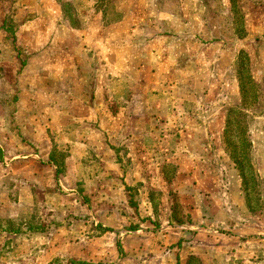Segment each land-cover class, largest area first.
Returning <instances> with one entry per match:
<instances>
[{
    "label": "rangeland",
    "instance_id": "1",
    "mask_svg": "<svg viewBox=\"0 0 264 264\" xmlns=\"http://www.w3.org/2000/svg\"><path fill=\"white\" fill-rule=\"evenodd\" d=\"M191 255L264 264V0H0V264Z\"/></svg>",
    "mask_w": 264,
    "mask_h": 264
},
{
    "label": "trees",
    "instance_id": "2",
    "mask_svg": "<svg viewBox=\"0 0 264 264\" xmlns=\"http://www.w3.org/2000/svg\"><path fill=\"white\" fill-rule=\"evenodd\" d=\"M245 56L248 57L246 52L245 51H241L242 61H243V58ZM243 63H242V67H244ZM239 79H240V89H241L242 95L244 96V94L246 93L245 92V84L243 82L242 77H239ZM244 99H245V96H244ZM239 113H241V112L237 108H230L228 110V113H227V116H226V120H225L224 139L226 140V144H227L228 148H230V156H231V158L236 163L238 169L240 170V172L242 173V176H243L244 175V171H245L244 165H245L246 160L248 158V155L246 153V147L248 146L247 145V139H246V137H243L244 135L235 136L232 133L233 126L239 127L240 129L244 128V125H243L244 120H243V118L241 117V115ZM235 138H240L241 139L240 141L238 140L240 142V146H239V143L234 144L235 140H233V139H235ZM51 160L54 163H57L56 160H54L53 158H51ZM195 261H197L198 264H202L200 258L197 257L196 255H191L189 257V259H188L186 264H195L194 263Z\"/></svg>",
    "mask_w": 264,
    "mask_h": 264
},
{
    "label": "crops",
    "instance_id": "3",
    "mask_svg": "<svg viewBox=\"0 0 264 264\" xmlns=\"http://www.w3.org/2000/svg\"><path fill=\"white\" fill-rule=\"evenodd\" d=\"M47 160H46V162H49V160H51V158H50V155H49V157L47 156ZM52 161V160H51ZM52 163V164H51ZM49 162V163H46L47 165H48V167H50V169L49 168H46V167H44V165H42L44 168L43 169H48V170H50V172L53 170L54 171V167H55V163L52 161V162Z\"/></svg>",
    "mask_w": 264,
    "mask_h": 264
}]
</instances>
